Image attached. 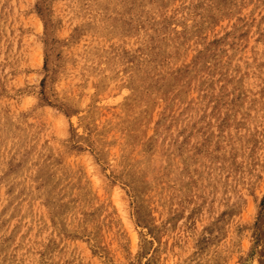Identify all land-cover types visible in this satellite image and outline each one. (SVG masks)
I'll return each mask as SVG.
<instances>
[{
  "label": "rangeland",
  "instance_id": "obj_1",
  "mask_svg": "<svg viewBox=\"0 0 264 264\" xmlns=\"http://www.w3.org/2000/svg\"><path fill=\"white\" fill-rule=\"evenodd\" d=\"M0 264H264V0H0Z\"/></svg>",
  "mask_w": 264,
  "mask_h": 264
}]
</instances>
